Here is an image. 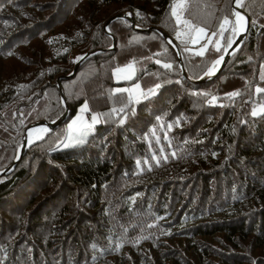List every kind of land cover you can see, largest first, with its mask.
<instances>
[{
  "label": "trees",
  "instance_id": "16d2710c",
  "mask_svg": "<svg viewBox=\"0 0 264 264\" xmlns=\"http://www.w3.org/2000/svg\"><path fill=\"white\" fill-rule=\"evenodd\" d=\"M173 1L0 0V171L28 126L63 114L61 93L69 108L0 174V264H264V106L252 115L264 104V0H243L246 37L205 82L195 80L236 35L232 23L220 35L232 0L184 1L185 20L217 33L203 56L185 50L194 31L177 37ZM119 13L133 24L110 21V36ZM98 49L60 91L57 78ZM130 63L131 83L153 95L115 91L127 82L113 71ZM84 103L101 122L57 147Z\"/></svg>",
  "mask_w": 264,
  "mask_h": 264
},
{
  "label": "water",
  "instance_id": "95a60500",
  "mask_svg": "<svg viewBox=\"0 0 264 264\" xmlns=\"http://www.w3.org/2000/svg\"><path fill=\"white\" fill-rule=\"evenodd\" d=\"M232 14H233V11L234 10H238L245 18H246V24L244 26V31L240 32L239 34H236L233 41H232V45L231 47H227V51H224L223 54L220 56V57H223V59L221 60V63L219 65H217L215 67V70L213 72V74L211 76H208L206 75V73L208 72L209 68L212 67L213 63L211 64V66L205 70V72L201 75L200 78H198L197 82H205L207 80H210L214 77L217 76V74L223 69V67L225 66L226 62L228 61V59L231 57V55L237 51V49L240 47V45L242 44V42L244 41L245 37H246V34H247V31H248V28L250 26V17L248 16V14L240 7V6H237L236 5V2L235 0H232ZM114 19H124V20H128L131 24H133V20L131 18V16L129 14H125V13H119V14H116L114 16H112L110 19H108L105 23V30L106 32L111 36L107 26L109 24L110 21L114 20ZM235 21V16L233 14V22ZM149 28H146L144 29V31H148ZM156 31L170 44V46L173 48L176 56H177V60L179 62V66H180V69H181V72H182V75L184 77H187V73H186V70H185V67L183 65V62H182V56H181V53H180V50L178 49L177 45L175 44V42L168 36V34H166L164 31L160 30V29H156ZM115 44H116V40L114 37H112V44L111 46H109L107 49L110 50V49H114L115 47ZM106 49H98V50H94L92 52H88V53H84L83 55H81L79 57V59L75 62V65H74V68L73 70L65 75V76H60L59 78H57V86L59 87L60 89V79L62 77L64 78H68V77H71L72 75L75 74L76 70H77V67L84 61L86 60L88 57H90L91 55L93 54H96V53H99V52H102ZM220 57L218 59H220ZM61 91V89H60ZM61 100H62V104L64 105L65 107V111L63 112L62 115H60L58 118L52 120V121H45V120H42V121H39V122H36V123H33L31 124L30 126H28L25 130V133L22 137V140H21V143L18 147V150H17V154H16V157L14 159V162L9 165L6 169L4 170H1L0 171V174H7L9 173L15 166V164L18 162V160L21 158V156L24 154V152L26 151V149L28 147H30L32 144L38 142L42 137H44L47 133L51 132L52 130H54L57 126H59L62 122H64L67 117H68V114H69V108L66 104V101L64 99V97L62 96V93H61ZM35 126H42L43 127V133H41V135L39 136V138H33V139H29L28 138V131L30 130V128L32 127H35Z\"/></svg>",
  "mask_w": 264,
  "mask_h": 264
},
{
  "label": "rangeland",
  "instance_id": "374dc122",
  "mask_svg": "<svg viewBox=\"0 0 264 264\" xmlns=\"http://www.w3.org/2000/svg\"><path fill=\"white\" fill-rule=\"evenodd\" d=\"M185 0H182V3H184ZM178 2H181V0H174L173 1V4L172 6L175 4V3H178ZM125 14H128V13H125ZM171 14H172V8H171ZM173 16V15H172ZM174 17V16H173ZM181 18L182 20H185L182 13H181ZM175 21L177 22L176 20V17H174ZM180 25V30H182L183 33H186L188 32L189 28L188 26H186L183 22L178 24ZM200 28V27H199ZM188 30V31H187ZM205 30V29H204ZM196 33L194 31V34H193V37H195ZM208 37H211V40H212V34L211 33H208L206 30H205V35L202 39L199 40L198 43L196 44H193L191 43V39L189 41V46H188V49H191V51L189 52H192V53H196L198 52L202 47H204V45H209L210 42L208 40ZM231 41H233V37L230 38ZM221 56V55H220ZM219 56V57H220ZM218 57V58H219ZM78 57H76L77 59ZM218 58H215L208 66V68L211 66V64L217 60ZM133 65V63H130ZM129 65V64H128ZM127 66V65H126ZM126 66L124 67H120V68H117V69H124V71H121V72H117L115 69L113 71V77L116 81H126L127 82V85L125 87H123V89H133L134 92L132 94V97L136 98V97H139L142 93V90H141V87H139V89H135V85H137L138 83H131V81L133 80L134 78V75H135V68H134V65H133V69L132 70H128L126 68ZM207 68V69H208ZM127 75H131V79H124L123 77L124 76H127ZM139 85V84H138ZM140 86V85H139ZM122 89V88H121ZM128 93V92H127ZM129 94V93H128ZM84 105H87L86 103L82 104L79 108H78V112L69 120H67L57 131L56 133V138H61L63 136V138L58 142L57 144V147L59 148H66V144L69 145L67 147H71V146H74V145H77V144H80L82 143L83 141L86 140V138L88 137V135L93 131L94 127L96 124L100 123L101 122V117L100 115L96 114V113H89V110H88V106H87V110L86 111H82ZM263 106H260L256 109L255 112L257 111H261L263 109ZM93 116L96 117V120L97 122L96 123H93L92 122V118ZM80 118V119H78ZM76 121L75 124H73V122ZM71 126V127H70ZM63 134V135H62Z\"/></svg>",
  "mask_w": 264,
  "mask_h": 264
},
{
  "label": "snow or ice",
  "instance_id": "6c2138e0",
  "mask_svg": "<svg viewBox=\"0 0 264 264\" xmlns=\"http://www.w3.org/2000/svg\"><path fill=\"white\" fill-rule=\"evenodd\" d=\"M235 2H236V5H237V6H241L243 0H235ZM183 8H184V4L182 3V0H181V2L175 3V4L172 6V15H173L174 17H176L177 24H180V23L183 22L186 26L189 27V29H190L191 31H195L196 35H195V37H192V38H191V43L196 44V43L199 42L200 39H202V38L204 37V35H205V30H204L203 28H195L194 26H192V25L190 24L189 21H187V20H182V18H181V12H182ZM233 14H234V16L236 17V20H235L234 22L230 21L227 17H225V19H224L223 22L221 23V25H220V35H221V36H223V33H224V31H225L226 26L229 25L230 23L233 24V27H232L231 31H232L234 34H239L240 32L244 31V26H245V24H246V22H247V21H246V18H245L241 13L236 12L235 10L233 11ZM182 35H187V34H186V33L182 34V33H180V32H177V37H178V38L181 37ZM212 35L215 36V35H217V33H213ZM208 40H209V42H211V37H208ZM219 43H220L219 40H217V41H216V47H215V51H217V52H219V51L221 50V48H220V46H219ZM231 45H232V41L229 39V41H228V46L231 47ZM207 48H208V45L206 44V45H204V47H202V48H201L198 52H196L195 54H196V55H199V56H203L204 53H205V51L207 50ZM185 50H186V51H191V49H185ZM224 50L227 51L226 48H225ZM222 59H223V57H220V59L215 60V61L213 62V66H212L211 68H209V70H208V72L206 73V75L211 76V75L213 74L214 70H215V67L221 63V60H222ZM157 63H160V61H157ZM163 67L166 68V69H168V68H171V65H170V64H164ZM126 68H127L128 70H132V69H133V65H132V64H129V65L126 66ZM116 71H117V72H121V71H124V69H117ZM123 78H124V79H131L132 77H131V75H127V76H124ZM262 79H264V76H262ZM139 87H140V86H139L138 84L135 85V89L138 90ZM155 87L158 89V88L160 87V85L158 84V85H156ZM115 91H117V92H128L130 96H132V94H133V92H134L133 89H117V90H115ZM257 91H258V92H264V89L257 88ZM154 92H155V89H150V90L148 91L147 94H143V93H141V95L143 96V98L146 99V98H148V96L153 95ZM228 95H230V96H236V95H239V93H238V92H233V93H229ZM215 100H216V97H212V100L209 101V102L212 103V102H214ZM86 110H87V105H84L82 111H86ZM123 110H124L123 108L120 109V111H123ZM113 111H115V109H114ZM256 114H257V113H256L255 111L252 113V115H254V116H255ZM78 119H80V118H78ZM158 119H159V118H158ZM92 122H93V123H96V122H97L95 116H93V118H92ZM75 123H76V121L73 122V124H75ZM121 123H123V120L121 121ZM70 127H71V126H70ZM169 127H170V126H169ZM37 138H39V137H37ZM65 146L67 147V146H69V145L66 144ZM139 163H140V162L137 161V164H138V165H139ZM145 163H147V161H145Z\"/></svg>",
  "mask_w": 264,
  "mask_h": 264
},
{
  "label": "bare ground",
  "instance_id": "6f19581e",
  "mask_svg": "<svg viewBox=\"0 0 264 264\" xmlns=\"http://www.w3.org/2000/svg\"><path fill=\"white\" fill-rule=\"evenodd\" d=\"M236 12H239L237 9L235 10ZM240 13V12H239ZM236 20V17H235ZM213 66V65H212ZM43 127L42 126H35L30 128V130L28 131V138L29 139H33L36 137H39L41 135V133H43Z\"/></svg>",
  "mask_w": 264,
  "mask_h": 264
}]
</instances>
